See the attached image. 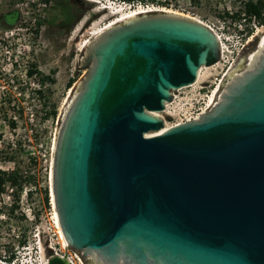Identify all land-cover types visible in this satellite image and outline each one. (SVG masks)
I'll list each match as a JSON object with an SVG mask.
<instances>
[{"label": "water", "instance_id": "95a60500", "mask_svg": "<svg viewBox=\"0 0 264 264\" xmlns=\"http://www.w3.org/2000/svg\"><path fill=\"white\" fill-rule=\"evenodd\" d=\"M219 58L212 30L169 13L114 25L87 47L90 72L52 162L62 229L84 257L264 264V57L207 113L151 135L165 122L150 112Z\"/></svg>", "mask_w": 264, "mask_h": 264}, {"label": "rangeland", "instance_id": "374dc122", "mask_svg": "<svg viewBox=\"0 0 264 264\" xmlns=\"http://www.w3.org/2000/svg\"><path fill=\"white\" fill-rule=\"evenodd\" d=\"M153 1L180 5L185 14L211 25L221 39L218 64L203 67L197 84L177 90L168 110L158 112L165 124L171 126L196 108L209 109L213 89L222 79L223 87L226 74L254 52L264 26L255 25L253 20L231 22L220 18L224 12L241 9L248 0H146ZM137 4L121 0H0V99H20L23 110L14 130L0 116V168L14 167L15 163L5 156L11 155L17 146L16 161L24 177L17 201L10 190L0 196V259H5L18 244V233L22 235L20 249L23 244L26 251L32 249L39 242V233L41 242L47 245L55 143L65 113L92 64L83 45L87 39L95 38L94 32ZM15 12L18 18L10 22L5 15ZM32 65H36V72L30 77L26 70ZM53 107L55 116L48 114ZM52 236L57 240L56 235ZM81 257L83 263L92 264L88 257Z\"/></svg>", "mask_w": 264, "mask_h": 264}, {"label": "built area", "instance_id": "2783aa9c", "mask_svg": "<svg viewBox=\"0 0 264 264\" xmlns=\"http://www.w3.org/2000/svg\"><path fill=\"white\" fill-rule=\"evenodd\" d=\"M122 2L126 3L125 1H122ZM137 2H138L137 7L133 9H137V10L144 9L150 12L154 10L155 12L159 10L158 8H169V9L177 10V11L184 13V11L181 10L180 5L176 3H172V2L169 4L170 6H164V5L157 4V1L156 3L154 1L152 3H148V2L142 3L140 1H137ZM131 3L134 4L135 2L134 3L131 2ZM131 3L129 4L131 5ZM205 25L216 34L221 44L220 36L217 34L214 28L211 25H208L206 23ZM255 25H257L256 22H255ZM216 64H218V62ZM202 68L203 67H201L199 70L201 71ZM197 82L198 80L196 79V81L189 86L194 87L197 84ZM180 89L181 88L171 91L172 101L166 102L164 111L168 110L169 105L174 102L175 97H176L175 92ZM214 105L215 103L212 106ZM200 109L201 108L194 109L193 111L188 113L189 114L188 116L185 115L184 119H181L180 121L175 122L173 125H177V124H180L186 121L199 118L200 115L204 113V111L206 110V109L205 110H200ZM209 109H211V107H209ZM50 206H51L50 212H49V215L47 216V223L49 225V231H47L48 237L47 239H45V241L47 240V245L45 246V244L41 242L40 240L41 235L39 233L37 236V238L39 239V242L35 244V246L32 247V249H30L29 251H26L27 247L23 244L21 247L22 249L23 248L24 249L22 250L20 249V244H21L20 240L22 238V235L21 233H18L16 234L18 244L15 245L13 249H11L8 252V256H6L5 259H0V263L2 264H48L52 256H61V257H66L68 261L71 262L72 264H83L81 252L72 248L68 243H65L61 234L59 233L58 218L55 213L54 205L52 204V198H51ZM52 234L56 235L57 240L53 238Z\"/></svg>", "mask_w": 264, "mask_h": 264}, {"label": "trees", "instance_id": "16d2710c", "mask_svg": "<svg viewBox=\"0 0 264 264\" xmlns=\"http://www.w3.org/2000/svg\"><path fill=\"white\" fill-rule=\"evenodd\" d=\"M125 2H137L140 1L142 3L146 2V0H121ZM157 4L164 5V6H170L168 1H157ZM18 13H8L7 18L10 22H15L18 18ZM220 18L223 20H229L231 22H251L254 20L258 26H264V0H248L244 2V5L241 9L234 11V12H224L223 15H220ZM40 22H38V27L40 26ZM36 65L30 66L26 70V74L28 76H33L36 72ZM48 79L50 77H47ZM71 86V83H69ZM40 93H43V91L39 90ZM10 110H15V113H10ZM9 114V116H8ZM18 114V115H17ZM48 114H52L53 116L56 115V110L53 107L49 111ZM23 115L22 110V103L20 99L16 98H2L0 99V116H3L7 119L8 126L14 130L16 129L18 125V118ZM2 132L0 130V139H2ZM12 148V147H11ZM18 154V148L17 146L11 150V155H6L5 158L7 160L12 161L15 163L14 167L11 169H1L0 168V196L3 195L6 192H9V194L13 197L14 200L17 201V199L20 197L21 192L23 190V181L24 177L21 173L20 166L17 164L16 156ZM2 152L0 151V161L2 160ZM46 202H49L48 195L46 192Z\"/></svg>", "mask_w": 264, "mask_h": 264}, {"label": "bare ground", "instance_id": "6f19581e", "mask_svg": "<svg viewBox=\"0 0 264 264\" xmlns=\"http://www.w3.org/2000/svg\"><path fill=\"white\" fill-rule=\"evenodd\" d=\"M158 9L159 10H157L155 12H157V13H169V14H173V15H179L181 17H187L189 19L198 21L199 23H202L203 25H205V22H203L202 20H200V19H198L192 15H188V14H185L183 12H179L177 10H172L169 8H158ZM152 12H154V10ZM150 13H151L150 11H147L144 9L143 10L131 9L129 12H126L124 15H120V16L118 15L117 17H115L114 20H111L108 24H106V26L103 27L101 30L94 32L93 35L95 38L93 40H91V38L87 39L83 45V49H86L88 46L91 47L96 41H98L101 38L104 31L113 27L114 25H117V24L123 23V22L132 21V20L138 19L142 16L149 15ZM113 14L116 15V10H114ZM261 38L262 39L260 41V44L254 50V52L250 56L243 59L240 66L235 67L234 69H232V71L230 73L226 74V76H228V77L225 80L223 87H222L223 79L220 81V83L218 82V85L215 89H213V93H212L211 98L209 100L210 101L209 107H213L212 105L214 103L216 104V103L223 101L225 95L230 91L231 87L235 83L239 82L248 72L255 70L260 65V63L264 57V34ZM249 40H251V38ZM218 42H219V46H220V55H221L222 46H221L219 40H218ZM214 65H216V64H214ZM213 66H209V67H213ZM203 67H205V66H203ZM199 76H200V70L198 71L197 80H198ZM81 90H82V87H81L80 91ZM80 91L75 95V97L71 101V104L69 105V107L67 109V112H69L70 108L72 107V105H73L74 101L76 100L77 96L79 95ZM207 111H208V108L204 111V113H207ZM150 113L156 117H160L158 112H150ZM169 127H171V126L165 124V127L163 129H161L159 132H151V135H156V134L162 133L163 131H165ZM52 175H53V166H52V172H51L52 204L54 205L55 213H56V216L58 218L59 233L61 234L64 242L68 243V240L64 234V231H63L61 223H60L59 213H58L56 203H55V195H54L53 186H52V184H53L52 183ZM89 260H91L92 264H109L99 253H97L95 251L89 253ZM82 263H83V261H82ZM83 264H85V263H83ZM118 264H129V263H126L125 261H123V259H121Z\"/></svg>", "mask_w": 264, "mask_h": 264}, {"label": "clouds", "instance_id": "9594fccd", "mask_svg": "<svg viewBox=\"0 0 264 264\" xmlns=\"http://www.w3.org/2000/svg\"><path fill=\"white\" fill-rule=\"evenodd\" d=\"M106 8H109L108 6H106Z\"/></svg>", "mask_w": 264, "mask_h": 264}]
</instances>
